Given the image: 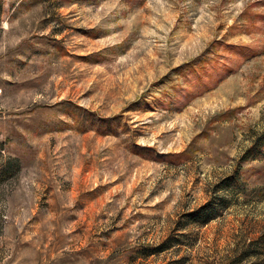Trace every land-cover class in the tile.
I'll list each match as a JSON object with an SVG mask.
<instances>
[{"label": "rangeland", "instance_id": "rangeland-1", "mask_svg": "<svg viewBox=\"0 0 264 264\" xmlns=\"http://www.w3.org/2000/svg\"><path fill=\"white\" fill-rule=\"evenodd\" d=\"M262 137L264 0H0V264H264Z\"/></svg>", "mask_w": 264, "mask_h": 264}, {"label": "trees", "instance_id": "trees-1", "mask_svg": "<svg viewBox=\"0 0 264 264\" xmlns=\"http://www.w3.org/2000/svg\"><path fill=\"white\" fill-rule=\"evenodd\" d=\"M189 66H190V65L183 67V68H182V72H184V73H185V70H187ZM191 68H192V66H191ZM194 71H196V69H194ZM261 139H263V140H264V137H262ZM262 144H263V142H262L260 145H262ZM257 146H258V144H255V147H256V148H257ZM259 147H260V146H259ZM252 150H254V148H253ZM232 178H233V177H232ZM204 220H205V221H208V218H207V217H205V219H204Z\"/></svg>", "mask_w": 264, "mask_h": 264}]
</instances>
